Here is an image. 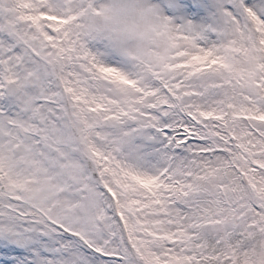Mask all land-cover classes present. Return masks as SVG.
I'll return each mask as SVG.
<instances>
[{
	"label": "snow or ice",
	"instance_id": "snow-or-ice-1",
	"mask_svg": "<svg viewBox=\"0 0 264 264\" xmlns=\"http://www.w3.org/2000/svg\"><path fill=\"white\" fill-rule=\"evenodd\" d=\"M0 264H264V0H0Z\"/></svg>",
	"mask_w": 264,
	"mask_h": 264
}]
</instances>
